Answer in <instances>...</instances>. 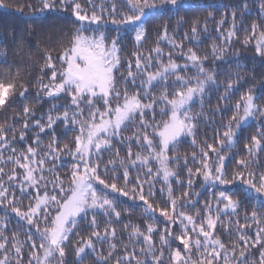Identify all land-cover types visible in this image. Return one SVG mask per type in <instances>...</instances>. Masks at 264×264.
<instances>
[{
	"label": "trees",
	"instance_id": "16d2710c",
	"mask_svg": "<svg viewBox=\"0 0 264 264\" xmlns=\"http://www.w3.org/2000/svg\"><path fill=\"white\" fill-rule=\"evenodd\" d=\"M11 7H0V81L4 83L15 82L17 88L7 99L3 106H0V125L7 130V138L11 146L19 151H26L28 146L37 149V157L39 160L46 155L47 146L53 143L55 139V147L63 149L67 144L69 148H74V138L79 135L78 125L71 122L56 120L52 127H47L48 115L54 118L58 115L62 116L65 110L71 115L75 106L71 104V97L66 93H59L54 96H47L40 89V81L44 84L49 83L51 69L44 67L45 51L51 52L53 56L52 63L59 70L61 62L57 57L61 54L63 48L69 45L72 35L80 27V22L75 20L71 14V10L57 8L52 11L33 12L28 7H23V11H18L16 6H24L31 4L33 8H39L40 0H5ZM89 14L95 12L101 16L100 24H92L84 31V35L99 36L103 34L106 42L119 36L118 55L120 57L119 70L115 72L116 89L121 91L127 88L128 93L140 91L141 98L145 103L151 102L155 98L153 109L145 110L144 120L149 123H156L167 116L161 115V108L164 107L159 97L166 90L171 98L172 94L178 90L181 85L176 81L174 75L169 76L166 83L154 82V86L149 89V95H145L141 91V81L144 80L143 74L136 75V83H132L128 78V62L132 63V71L135 74V57L134 53H141L147 56L150 50L159 46L163 55L159 60L153 59L150 70L155 71L160 61L168 62V54L172 56V60L181 65L178 75L185 77L186 80H195L199 75L198 70L187 59L189 49H192L203 60V66L206 70L215 73V82L206 86L203 101L199 97H194L190 105V115L194 119L196 125L194 136H184L181 142L173 149L171 146L168 151L169 167L178 173L177 177H171V186L175 196H181L187 192L188 196L178 202L177 209L185 211L188 215L196 216L199 211L200 219L206 216L205 205L209 204L212 213L219 215L214 235L219 237L229 248L233 242L238 243L237 252L245 247L239 241V236L243 234L249 238V244L246 250L248 261H256L260 256L259 245L253 247L252 241L256 238V232L259 228L264 227V219L259 224L253 222L250 218L251 212L255 209L260 217H264V210H261L260 204L255 199H245L244 189L246 186L239 181H233L228 185L218 182H205L202 175H193L192 185L188 186V169L195 170L200 166L199 159L201 157V148L207 150L206 145L212 144L218 147V150L225 156L224 170L231 178L236 171L244 170L252 171L259 176L264 173V150L254 152L251 156L247 151L252 136H259L264 132V114L257 113L243 122L238 129L234 128L235 136L232 142L225 140L224 147H219L218 141L223 139L222 133L225 131L224 125L228 122L234 112V105L240 102L242 95L249 90L256 97L255 103L264 109V56H260L255 49V38L249 43H245L246 37H250L252 33V25L255 23L259 27L258 33L264 30V11L261 10L262 0H183L184 7L178 12H165L163 8L152 9L144 17L145 27L147 28L146 39L140 44L135 41V32L132 26L117 25L112 23V19H120L121 14H128L126 0H77ZM59 3V0H57ZM247 4V7H242ZM115 6V12L112 9ZM236 12L235 22H233L232 12ZM223 20V24L220 21ZM194 21H199L198 34L193 35L191 28ZM205 21L206 30H205ZM234 24V29H233ZM164 25H167L168 34L182 48H175L167 40L160 39V33ZM235 34L228 37L227 33L233 31ZM159 42V43H158ZM216 46L218 50L222 49V54L214 56L212 49ZM151 55L155 57V53ZM187 65V67H184ZM59 79V76L57 77ZM127 80V83L125 82ZM230 81H237L233 89L227 93L228 99L224 100L225 85ZM24 85L21 88L20 85ZM26 89V91H25ZM23 92V95L20 93ZM97 107L103 110V102L95 100ZM114 105L116 101L111 100ZM28 107L32 110V114L27 118L24 115V108ZM83 108V116L77 119H85L88 116L89 108L86 101L81 102ZM153 114L155 119H153ZM27 119L28 128L23 127L24 121ZM39 120L45 126L44 131L35 125V121ZM139 116L135 118L133 123L126 128H122L119 136L112 139V149L101 153L100 163L101 169L107 164L108 160L115 159L118 151L121 158H126L129 146L133 153L147 154L148 149L143 146V141L137 142L133 137L136 130L140 127ZM151 134V129H148ZM20 132H24V138H20ZM39 137L40 143L36 144ZM129 138H133L129 140ZM195 153L197 160H193L192 154ZM18 154V152H17ZM3 155L5 163L0 165L8 173L14 165L7 161V157L13 155L7 148L4 149ZM59 158L53 160L51 156L46 158L43 165V175L48 182L49 192H52V181L58 175L64 180L65 186L68 183V177L72 170V165L76 162L73 155L62 150L58 153ZM187 157V163H185ZM209 163L216 160L215 153L209 152ZM250 162L248 169H241L238 162L241 160ZM150 167L155 172L159 165L156 161L150 162ZM54 167V172L48 169ZM111 168V165H109ZM17 181H23V170L16 168ZM146 169L129 168V179L135 181L137 175L142 179L145 177ZM121 169L117 168L116 175H120ZM112 173H108L111 176ZM102 178L107 179V176ZM153 179L155 196H146L149 203L157 208L155 213L145 211V204L138 198L133 200L119 193L112 192L110 189H103L102 185L97 184L98 191H106L109 198L113 199L117 210L121 212L117 219L114 215H106L102 210H95L98 223V230L103 236L105 227H113L116 229V237L111 236L107 240H96L93 238L95 252L91 249L86 250L83 259L76 256L74 248L77 241L81 237L87 238L91 235L93 229L88 227V221H81L77 229H73L66 242V256L64 264H103L99 260V254L103 253L108 256L110 244H115L116 249L112 252V256L108 259L107 264H115L117 257L125 255V245L128 251L135 248L136 256L146 261H151V256H145L140 252V248H146L142 239L133 238L129 240L132 232V226H139L142 232H146L149 224L156 229L152 235V241L157 250H163V259L161 264H175L171 259L174 251L179 248L182 254L185 252L180 241L173 239L176 235L181 234V227L177 222L175 225H169L165 217L160 216L159 208L165 206L167 195L161 194V189L166 191V185L163 177H150ZM7 182V176H4ZM111 183V180H109ZM118 186L123 185V180L117 181ZM131 186V185H130ZM41 193L43 187L41 186ZM11 191L15 193V204L22 211L27 209L30 203H33L35 189L24 184V193L22 194L19 187L13 184ZM144 191L147 194L148 186L145 184ZM224 192L227 196H232L234 200L240 201V206L235 213L231 209L225 210L220 193ZM219 208V213H217ZM245 214L249 215V220L245 221ZM90 219V217H89ZM110 221V225L107 223ZM239 221V224H237ZM128 225V227H125ZM243 226V227H241ZM43 227V222H41ZM169 228L171 236H167L164 232ZM0 233H3L10 241L15 235L22 244V264H27L30 252L32 251L30 244L36 241L39 244V236L34 227L30 228L27 222L18 217L11 207L0 204ZM164 234L169 240L168 245H161L160 236ZM32 237V241L28 237ZM14 242V241H13ZM9 258L15 262V253L12 250V244L8 245ZM199 253L192 249L191 258L193 260L199 257Z\"/></svg>",
	"mask_w": 264,
	"mask_h": 264
},
{
	"label": "snow or ice",
	"instance_id": "6c2138e0",
	"mask_svg": "<svg viewBox=\"0 0 264 264\" xmlns=\"http://www.w3.org/2000/svg\"><path fill=\"white\" fill-rule=\"evenodd\" d=\"M129 9L128 14H121L120 19H112V23L117 25L132 26L135 32V41L140 44L146 39L147 28L145 27L144 17L149 10L163 8L165 12L179 11L184 7L183 0H126ZM0 7H11L5 0H0ZM23 7H28L33 12H45L56 10L58 7L65 11L71 10V14L75 17L77 22H80V27L72 35L69 45L63 48L61 54L57 59L61 62L59 70L56 69L52 63L53 56L51 52L45 51V65L44 67L51 69V76L49 83L44 84L40 81V89L47 96H54L59 93H66L71 97V104L75 106V111L69 114L65 110L62 116L58 115L55 118L48 115L47 127H52L56 120L64 122H71L78 125L79 135L74 138V148H69L67 144L63 149L55 147V139L53 143L47 146L45 156L39 160L36 159L38 153L37 149L28 146L26 151H19L11 146L7 138V130L3 125H0V165L5 163L3 155L4 149H8L13 155L6 159L10 161L14 167L5 173L4 168L0 166V204L7 203L11 210L21 219L27 222V225L34 227L39 236V244L32 241V237L28 239L31 242L30 252L27 264H64V257L66 256V242L73 232L77 229L81 221H88V227L93 229L91 235L81 237L77 241V246L74 248L77 257L83 259L87 249L95 252V245L93 238L96 240H107L109 236L113 239L116 237V229L113 227H105L103 236L98 230L97 218L95 210H102L106 215H114L117 219L121 212L117 210V206L113 199L109 198L106 191H98L96 185H102L103 189H110L112 192L119 193L131 199H139L145 204V211L155 213L157 208L149 203L146 196H155L153 191L154 183L150 177H163L166 185V191L162 188L161 194L167 195L165 206L159 208V214L165 217L169 225H175L177 222L181 227V234L176 235L173 239L180 241L185 252L182 254L181 250L177 248L171 259L175 264H264V227L259 228L256 232V238L252 241V246L259 245L261 251L259 259L256 261H248L246 256L249 238L243 234L239 236V241L245 247L237 252L238 243L233 242L232 247L229 248L219 237L214 235V230L219 220L217 214L214 218L211 205L206 204V216L200 217L199 211L196 216L188 215L183 210H178L177 205L180 200L188 196L185 192L181 196H175L171 186V177H177L178 173L169 167L168 151L170 146L175 149L181 142L184 136H194V129L196 127L194 117L190 115V105L194 97H199L203 101L206 86L209 83L215 82V73L206 70L203 66V60L207 57L201 58L192 49L188 50L187 59L198 70L199 75L193 80H186L185 77L178 75L181 70V65L172 60V56L168 54V62L165 64L161 60L159 66L155 71L150 70L153 59L159 60L163 55L162 49L157 46L150 50L149 55L143 56L141 53H134L136 73L132 69V63L128 62V78L132 83H136V75L143 74L145 77L141 83V91L145 95H149V89L154 86V82L166 83L169 76L174 75L176 81L181 87L176 90L171 98L168 92L159 97L163 102L164 107L161 108V115L167 116V119H162L156 123H149L144 120V112L148 109H153L155 98L145 103L141 98V92L128 93L127 88L121 91L116 89L115 72L119 70L120 57L118 55L119 36L106 42L103 34L99 36L84 35V31L92 24H100L102 17L95 12L89 14L82 7L77 0H40L39 8H33V5L28 4L24 6L17 5L18 11H23ZM242 7L246 8L247 4ZM261 10L264 11V0L261 2ZM115 12V6L112 9ZM233 22H235L236 12H232ZM205 21V30H206ZM223 24V20L220 21ZM199 21H194L191 28L193 35L198 34ZM252 33L250 37H246L245 43H249L255 38V49L260 56H264V30L259 31L257 38V24H253ZM234 29V24H233ZM235 34L234 30L227 33L228 37ZM161 40H167L175 48H182V45L177 44L168 34L167 25H164L160 33ZM159 43V42H158ZM156 55L153 57L151 53ZM214 56L222 54V49L218 50L214 45L212 49ZM184 67H187L185 65ZM59 76V79L57 77ZM127 83V80L125 81ZM237 81H230L225 85V95L222 99L227 100V95ZM24 88V85H20ZM17 85L15 82L4 83L0 81V106H3L6 99L15 92ZM26 91V89H25ZM24 93L21 92L20 95ZM114 99L116 103L113 105L111 100ZM256 97L252 91L249 90L242 95L240 102L234 105V112L228 122L224 125L225 131L222 133L223 139L218 141L219 147H224L225 140L232 142L235 136V129H238L241 124L253 117L257 113L264 114V109L255 103ZM95 100L103 102V110L97 107ZM86 101L89 108V113L85 119H77L78 116H83V108L81 102ZM32 114V110L28 107L24 108V115L27 118ZM139 116L140 127L134 133V139L139 142L143 141V146L148 149L147 154L133 153L131 147L127 152L126 158H121L119 152L115 154V159L108 160L107 164L101 169V153L112 149V139L119 136L122 128H126L133 123L135 118ZM153 119L155 116L153 114ZM35 125L44 131L45 126L39 120L35 121ZM27 119H25L23 127L28 128ZM148 129H151L149 134ZM20 138H24V132H20ZM129 138V140L133 139ZM251 143L247 145L249 156L254 152L264 150V132L259 136H252ZM39 137L36 139V144L39 145ZM207 150L201 148V157L199 159L200 166L195 170L188 169V186L191 187L193 175H202L205 182L220 183L228 185L233 181H239L246 186L244 189L245 199H255L264 210V173L257 176L252 171L245 172L244 170L236 171L231 178L224 170L225 156L220 153L217 146L212 144L206 145ZM62 150L67 151L73 155L76 161L72 165L71 173L68 177L67 186L64 180L57 175L52 183V192H49L48 182L43 175V165L46 158L51 156L53 160L58 159V153ZM18 152V154H17ZM209 152L215 153L216 160L209 163ZM193 160H197L196 154H192ZM156 161L159 168L154 172L150 167L151 161ZM187 163V157H185ZM250 162L241 159L238 166L241 169H248ZM111 165V168H109ZM16 168L23 170V181H17ZM117 168L121 169L120 175H116ZM129 168H144L146 169L145 177L142 179L137 175L135 181L129 179ZM49 172H54V167L48 169ZM108 173H112L108 176ZM7 176V182L4 176ZM107 176L108 178H102ZM123 180V185L118 186L117 181ZM111 180V183H109ZM25 182L35 189L34 202L27 206V209L22 211L20 207L15 204V193L11 191L13 184L19 187L21 193H24ZM145 184L148 186L147 194L144 191ZM131 185V186H130ZM41 186L43 192L41 193ZM225 210L231 209L233 213L240 206L239 200H234L232 196L220 193ZM219 213V208H217ZM90 217V219H89ZM253 222L259 224L261 219L257 210H253L250 214ZM245 221L249 220V215L245 214ZM43 222V227H41ZM110 225V221L107 222ZM239 224V221H237ZM125 227H128L126 225ZM243 227V226H241ZM156 229L152 224L146 228V232H142L139 226H132V232L129 235V240L136 238L142 239L143 243L147 245L146 248L141 247L140 252L146 257L151 256V261H146L136 256L135 248L128 251L125 245V255L117 257L115 264H161L163 259V250H157L152 241V233ZM164 232L167 236H171L169 228ZM14 241V242H13ZM161 245H168L169 240L166 235L160 236ZM12 244V250L15 253L14 264H22V244L14 235L10 241L3 233H0V264H13L9 258V244ZM108 256L103 253L99 254V260L103 264H107L108 259L115 251L116 245L110 244ZM192 249H195L200 255L197 259L191 258Z\"/></svg>",
	"mask_w": 264,
	"mask_h": 264
}]
</instances>
